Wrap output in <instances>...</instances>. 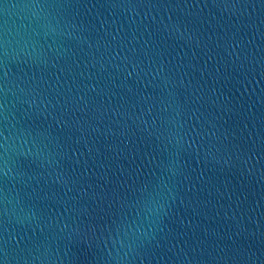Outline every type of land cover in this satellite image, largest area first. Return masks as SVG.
<instances>
[{
    "label": "water",
    "instance_id": "1",
    "mask_svg": "<svg viewBox=\"0 0 264 264\" xmlns=\"http://www.w3.org/2000/svg\"><path fill=\"white\" fill-rule=\"evenodd\" d=\"M0 264H264V0H0Z\"/></svg>",
    "mask_w": 264,
    "mask_h": 264
}]
</instances>
